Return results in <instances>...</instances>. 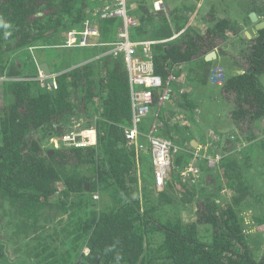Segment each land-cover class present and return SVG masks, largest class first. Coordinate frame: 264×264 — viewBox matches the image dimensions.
Here are the masks:
<instances>
[{
	"label": "trees",
	"instance_id": "16d2710c",
	"mask_svg": "<svg viewBox=\"0 0 264 264\" xmlns=\"http://www.w3.org/2000/svg\"><path fill=\"white\" fill-rule=\"evenodd\" d=\"M100 2L0 0V264H264V212L242 214L239 197L220 204L217 178L213 196L191 218L175 214V177L159 199L140 186L150 168L147 152H137L125 136L132 106L123 58L87 62L59 48L63 34L81 28ZM251 2L264 19V0ZM139 5L147 9L143 0ZM216 8L205 32L189 26L185 40L154 46L155 71L165 83L175 66L240 33L238 21L220 19ZM167 19L163 32L171 29ZM120 24L118 17L100 20L104 42L116 39ZM140 32L131 29L134 39ZM38 46L54 75L44 85L36 80L40 65L31 49ZM247 48L248 67L230 76L223 92L234 103L235 124L254 128L264 121V28ZM211 63L200 65L205 77ZM52 79L56 86L48 84ZM86 125L99 130L95 144L54 146ZM258 144L264 152V138Z\"/></svg>",
	"mask_w": 264,
	"mask_h": 264
},
{
	"label": "crops",
	"instance_id": "0c3cea01",
	"mask_svg": "<svg viewBox=\"0 0 264 264\" xmlns=\"http://www.w3.org/2000/svg\"><path fill=\"white\" fill-rule=\"evenodd\" d=\"M112 1L113 0H101L100 4L98 3L94 9L92 10L90 9L91 11H90L88 18L94 21H99L100 23L98 15H96L97 9L100 6L111 3ZM140 1L131 0V4H132L131 13L134 16H136L138 20L135 26H139L142 30V32H140L138 36V39H143V40H156L157 39L161 43H164L166 40L168 41H166L165 43L180 42V41L185 40L188 34V32L185 34L186 28L173 30V27L171 24H169L168 19H167V24L171 28L170 31L168 32L162 31V34L161 33L158 34L156 33V28H154L155 27L154 21H157L158 26L161 27V25L163 26L165 23L164 20H165V17L167 18L166 16L167 12H171L173 10L177 12L178 5L180 7L182 6V3L179 0L174 1L175 6L173 9H170V6H169L171 1L164 0L167 9L166 11H162V12H156L154 11V9L152 10L153 8L152 3L154 0H143L144 4L147 6V9L140 10L139 9ZM202 2L203 4H207V3L209 4V6L211 7L210 12H207L206 18H204L203 21L199 20V22H194V23L193 22L191 23L189 21V25L195 26L199 28L202 32H205L209 28V26L213 23L212 21H210L211 19L210 16H211L212 9L217 6L215 5V2L213 0H202ZM216 9H217L216 10L217 15L220 16L222 13L220 14L218 7ZM144 11H146V16L145 18H143V21L141 22L139 18L143 16ZM163 15H165V17H163ZM224 16L231 18L230 16H227V15H224ZM234 20H237L238 23L242 27L241 21H239L236 18ZM122 25H123V21L121 20V24L119 28L116 29L117 32L120 31ZM257 30L258 28L252 31V36H250V38L255 36ZM65 35H66V32L62 36V41ZM231 37L233 36H230L226 40L230 39ZM101 40L104 42L102 35H101ZM226 40L221 41L220 44L216 48H213L212 50L208 51L205 55L195 58L189 62L180 63L177 66H175V73L173 74L174 76L172 77L173 79H171V82L167 81L164 87L168 89V92H169L168 99L165 102H160L159 100H155L154 104L152 105L150 114L144 118L140 126V130L142 133L140 140L142 142L144 143L148 142L146 134H148V132L152 130V126L154 122L160 121L161 124H159L158 129H156L154 133H158L166 137L173 136L174 142L180 146L179 150L176 151L175 153L176 161L172 159L173 160L172 169L170 172L171 177H172V174L177 175V176L181 174L183 169L186 166L191 165L192 162H195L196 165L197 164L199 165L198 160L195 161L196 159L195 156L196 154H199L198 152H200L201 149L205 153L206 152L208 153V151H212V148L218 149V151L221 150L223 141L224 143L226 141V136H230V134H232L235 131L232 129V127H234L236 124L234 120H232V117H231V110L234 108L233 101H229V99L225 97L224 92H223V85L212 84V82L209 81L210 74H208V76L205 77L203 75L204 69L200 68V65L202 64L203 60L212 61V63L209 65L210 69L218 64V62L220 61L219 51L222 48V44L225 43ZM108 42H111V41H108ZM161 43H155V45L161 44ZM155 45L153 44V47ZM109 48L110 47L108 45L103 44V45L87 46L85 48L75 47L73 49H68V51L70 52L71 55L74 52L79 57V59H82V60L85 59L87 62H90L93 60L104 59L105 57L104 58H99V57L105 56ZM41 50H44V48L35 47L33 49L35 56L38 58V62L40 65L38 67L39 72L43 71V69L41 68V64L45 62L44 60H42V58L44 57L43 56L44 51H41ZM210 52H215V55H213L212 58L208 59L207 55ZM106 55H109V54H106ZM119 56L123 58L122 54H119ZM79 59H77L75 63H77ZM108 59L110 58L107 57V60ZM31 68L35 69L36 65L32 66ZM242 71H243V66L239 65L238 67L232 68L231 74L229 75L238 74ZM163 91L164 89H160V90H156L155 93L158 96H160L162 95ZM129 92H130V88H129ZM226 107H227V111L224 112ZM131 112H132V107H131ZM85 117L86 116H81V118L84 120V121L81 120V124L82 123L86 124ZM99 118L100 116L97 115L92 121L97 120ZM79 119L80 118H78V120ZM87 122H89V119H87ZM131 123H132V120H131ZM85 127L95 128L96 135L98 138L99 130L94 125H88V126L86 125ZM175 136H187L188 137L190 144L194 147V151L192 152L193 156H190L191 153H186L185 158L183 156V159H182L183 161L177 158L180 154L183 155L181 148L184 147V144L186 142L185 143L177 142L178 140H182V139H177ZM235 145L236 144L234 143L232 147H234ZM232 147H229L228 149H231L230 151L235 150V147L233 149ZM145 152H147L148 154L147 160L149 162L150 169L146 171L145 173L147 174V176L140 178L141 176L139 175V178L141 181L140 186L149 185L153 187L154 178H153L152 155L149 149H146ZM205 153L200 154V156L204 155ZM188 156H190L189 159H188ZM192 158H193V161H192ZM201 166L199 165L201 171H203L204 170L203 164H201ZM206 166H208V168L216 167V166L211 167L209 165H206ZM217 176L218 175L212 176L211 181H206V173L202 172L190 179L184 177V181H186L185 183L187 184V187L191 189L193 194L198 198V201L200 200L199 203H202L208 195L212 197L216 188H218L216 186ZM169 180H171V178H169L168 181ZM177 186H178V183L176 184V187ZM220 196H216V198ZM186 217H189V216H186ZM192 217H194V213H192Z\"/></svg>",
	"mask_w": 264,
	"mask_h": 264
},
{
	"label": "rangeland",
	"instance_id": "374dc122",
	"mask_svg": "<svg viewBox=\"0 0 264 264\" xmlns=\"http://www.w3.org/2000/svg\"><path fill=\"white\" fill-rule=\"evenodd\" d=\"M170 9H173L175 6L174 1L170 0ZM182 3L180 7L178 5V10L175 12L174 10L171 12H167V18L169 24L172 25L173 30H178L182 28L185 29V34L189 31V21L192 23L199 22L206 18L207 12H210L209 4H203L202 0H179ZM215 5L218 7L220 12V19L226 18L224 15L230 16L233 19H238L242 23V31L237 35L231 37L226 40L225 43L222 44V48L219 51L220 61L216 66L211 68H220L224 71L225 77L221 82L212 83V84H220L223 85L231 74L232 68L238 67L239 65L243 66V71L238 73L241 74L244 72V68H247V60L244 59L242 54L248 51V43L251 40L250 36H252V31L256 29V24L258 22L264 21L262 17L258 16L257 21H249L250 18L251 5L252 0H213ZM194 6V10H189V7ZM183 16V19L179 20L178 18ZM244 17V18H243ZM187 20V24H183L184 20ZM230 20V19H229ZM181 22V23H179ZM156 28V33H161V27L158 26L157 21H154ZM240 26V25H239ZM58 51V50H57ZM47 54L46 52H44ZM54 54V53H53ZM28 54L26 58H28ZM31 57V56H30ZM29 57V59H30ZM31 67L35 66V63L31 61ZM211 70V71H212ZM234 74V75H238ZM210 81V76H209ZM211 82V81H210ZM262 82L264 84V76H262ZM233 105V104H232ZM227 111V107L224 112ZM76 117L73 119L70 118V124L75 121ZM235 130L230 136H226V141L221 146V150L212 148V151H208V153L200 150L199 154L205 153L206 156L201 155L198 158V163L201 166L203 164V171L200 169V173H206V181H211L212 176H217L219 180V196L216 199L223 206L229 203L233 197H239L240 209L241 213L251 217L252 215L258 214V212H264V152L261 150L258 141L264 138V121L258 123L254 128L250 125H243L238 127L235 125L232 127ZM237 129V130H236ZM237 132V133H236ZM239 135V136H238ZM173 139V136H168ZM179 143H185L184 147L181 148L183 154L191 153L190 156H193L194 147L190 144L187 136H175ZM206 137V136H205ZM250 137L256 138L252 140ZM253 142V143H252ZM236 144L235 150L230 151L229 147H232ZM232 147V149L234 148ZM175 153L173 155V160H175ZM197 153V152H196ZM188 156V159L189 157ZM209 156L211 158H216L219 156V163H217L215 168H208ZM193 161V158H192ZM196 161V160H195ZM206 163V164H205ZM202 167V166H201ZM174 178L175 184L178 183V186L175 188L177 196L173 198L174 210L176 211V216H189L192 217V213L194 215L197 214L199 210V202L198 198L193 194L192 190L187 187V184L184 181V178L181 174L173 175L171 177V173L169 178ZM205 178V177H203ZM149 188L153 190V196L155 198H160V192L162 190H155L152 186L147 185ZM168 186L164 187L165 190ZM233 201V200H232ZM263 227H259L258 229H262ZM264 229V228H263Z\"/></svg>",
	"mask_w": 264,
	"mask_h": 264
},
{
	"label": "built area",
	"instance_id": "2783aa9c",
	"mask_svg": "<svg viewBox=\"0 0 264 264\" xmlns=\"http://www.w3.org/2000/svg\"><path fill=\"white\" fill-rule=\"evenodd\" d=\"M152 5V10L154 9L156 12L166 11L167 9L164 0H154ZM131 8V0H113L111 3L100 6L97 9L96 15H98L99 20L102 18L118 17L123 21V25L114 41L103 42L101 40L102 29L99 21L87 18L81 28L71 29L66 32L59 47L73 49L75 47L85 48L87 46L106 44L110 47L106 54H122L128 74V85L130 88L132 106V124L126 128L125 136L128 143L134 145L137 152L146 149L150 150L153 163V184L156 191H163L164 187L167 185L172 169L174 152L178 151L180 146L176 144L173 139L154 133V131L158 129L159 124H161L160 121L154 122L152 130L146 134L147 143L140 140L142 135L140 126L144 118L151 112L152 105L155 102V91L164 89L162 95L159 96L160 102H165L168 99L169 92L168 89L164 88L166 84L163 77L155 71L153 44L155 45V43L161 42L157 39L143 40L134 39L132 37L131 29L137 24L138 20L137 17L131 13ZM34 48L35 47H31L32 50ZM209 76L212 83H217L224 79L225 74L222 69L214 68ZM51 77H54V75H48L40 71L36 80H39L42 85H44ZM48 84L56 86V80L52 79ZM96 142L97 135L95 128L85 127L63 134L60 139L54 140L53 144L55 147H85L95 144ZM204 156L206 155L204 154ZM199 157L200 154H196L195 160H198ZM219 161V156L214 159L209 156L208 165L215 167ZM199 173V165L192 162L191 165L183 169L181 175L183 178L186 177L190 179ZM95 197L98 196L95 194Z\"/></svg>",
	"mask_w": 264,
	"mask_h": 264
},
{
	"label": "water",
	"instance_id": "95a60500",
	"mask_svg": "<svg viewBox=\"0 0 264 264\" xmlns=\"http://www.w3.org/2000/svg\"><path fill=\"white\" fill-rule=\"evenodd\" d=\"M250 18H251V20H253V21H257V20H258V15H257V13H256L255 11H252V12L250 13ZM256 27H257L258 29L264 28V21L258 22V24H256ZM213 55H215V52H210V53L207 55V58L210 59V58L213 57ZM41 68L43 69V72H44L45 74H48V75L50 74L51 70H50L49 65H48L47 63H45V62L42 63V64H41Z\"/></svg>",
	"mask_w": 264,
	"mask_h": 264
}]
</instances>
